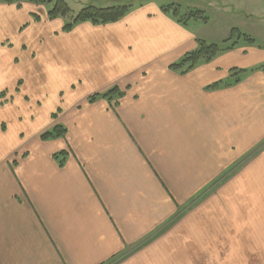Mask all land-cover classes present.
Wrapping results in <instances>:
<instances>
[{"label":"crops","instance_id":"1","mask_svg":"<svg viewBox=\"0 0 264 264\" xmlns=\"http://www.w3.org/2000/svg\"><path fill=\"white\" fill-rule=\"evenodd\" d=\"M64 1L70 13L53 19L50 4L0 2V41L16 36V82L27 79L36 99L53 79L58 90L95 79L90 94L117 86L123 96L80 95L54 120L63 137L22 151L0 116V264H264V73L205 89L263 62L258 38L180 74L168 65L205 39L196 21L182 25L148 0L115 22L64 31L94 0ZM261 1L243 12L245 29L264 26ZM18 108H5L14 128Z\"/></svg>","mask_w":264,"mask_h":264},{"label":"rangeland","instance_id":"2","mask_svg":"<svg viewBox=\"0 0 264 264\" xmlns=\"http://www.w3.org/2000/svg\"><path fill=\"white\" fill-rule=\"evenodd\" d=\"M146 1L148 0H130L124 3L137 6L139 3ZM208 1L212 0H157V2L166 5L170 3L179 4L182 10H184L185 7L195 8V5L193 4H204L203 9L205 14L208 16V23L204 24L199 21L194 22L197 23L196 27L198 29L196 34L198 36L204 33L205 40L218 42L226 38L229 35L230 29L235 27L246 34H254V37L258 38L256 45L263 48L262 56H264V26L262 22H255L261 26L255 29L247 25L246 22V29L241 24L243 23L241 22L243 18V12H249V9L254 7V5L250 2H253V0H219L222 4H224L223 1L227 2V5L224 8H222V6L208 7V5H206ZM98 2L99 1L94 0L93 4L98 5ZM116 2H118V0H114L110 4H119ZM262 4L264 5L263 1H261V7L263 6ZM198 6L200 7V5ZM73 11L75 13V7L73 8ZM60 17L63 18L64 16ZM189 26L190 28L194 27L193 21L189 24ZM247 29L252 31V33H250ZM15 40L16 36L12 35V37L5 38L4 40L0 41V57H2L4 62L3 66H0V83L6 82L8 84L5 85L4 89L0 91V100L3 101L5 108L8 105L19 107L18 111L16 110V127H12L9 124V121H7L11 119L10 116L8 117L9 112L7 109L2 108L0 110V116L4 115L6 117V135L10 136L9 145L11 147H15L17 151H22L26 146H30L34 141L41 140L40 134L42 132L52 128L56 124L61 125V123L54 120H56V117L61 113L62 109L80 95L89 93L95 87L94 82L96 80L76 79L75 81H72L70 85H66L63 89L58 90V80L53 79L49 82V85L46 87V89L41 93L40 97L36 99L33 94H30L29 90H24L28 83L27 79H23L22 81L18 80L16 82V51L13 47ZM240 44H245L243 39H240ZM248 71L249 69H247V72ZM55 90H58V92ZM91 93L95 94L93 92ZM52 99L56 102L49 109L48 105L52 103ZM48 120L54 122L48 125L46 128L41 129L38 136H36L37 130L42 128ZM49 140L51 139L41 141Z\"/></svg>","mask_w":264,"mask_h":264},{"label":"trees","instance_id":"3","mask_svg":"<svg viewBox=\"0 0 264 264\" xmlns=\"http://www.w3.org/2000/svg\"><path fill=\"white\" fill-rule=\"evenodd\" d=\"M19 1H28L33 3H46L50 4V8L47 11V16L50 19L66 16L70 13V7L64 0H0L3 3H12ZM131 4H114L106 6H97L93 4H86L82 6L76 14L71 17L70 21L66 22L62 29L69 31L72 26L78 22L89 21L94 25L105 24L115 22L122 18L130 9ZM161 10L163 13L169 15L176 22L186 25L188 21H199L201 23L208 22V16L205 14L203 9L186 7L184 10L180 8L179 4L170 3L162 5ZM240 39H243L246 44H253L255 39L241 32L238 28L232 27L229 31V35L218 41H207L202 38L196 39V47L190 51L184 53L177 61L168 65V68L174 72L184 74L195 66L202 63H207L216 57L219 53L232 49L233 47L240 44ZM250 71H261L264 73V61L250 68ZM247 69L232 67L229 69V75L217 81H214L205 86L206 90H215L223 87H228L232 84H236L240 81L241 75L246 73ZM123 96V91L117 86L111 87L104 93H95L88 97L89 102H93L98 97L106 98L111 101L115 98V103L118 99ZM66 128L61 124H56L52 128L42 132L40 134L41 140L56 139L63 137L66 134ZM67 151L62 150L53 154V157L58 161V164L63 165L64 159L67 155Z\"/></svg>","mask_w":264,"mask_h":264}]
</instances>
